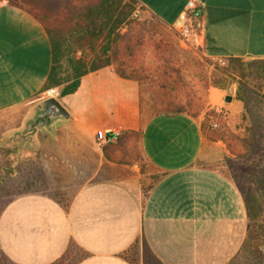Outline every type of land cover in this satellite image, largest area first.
Instances as JSON below:
<instances>
[{
  "label": "crops",
  "instance_id": "crops-1",
  "mask_svg": "<svg viewBox=\"0 0 264 264\" xmlns=\"http://www.w3.org/2000/svg\"><path fill=\"white\" fill-rule=\"evenodd\" d=\"M137 1L170 28L186 19L188 0ZM200 5L205 26L195 43L205 56L264 59V0ZM52 61L45 23L0 0V111H25L31 121L45 97ZM238 88L236 81L231 87L211 84L208 104L242 112ZM142 97L141 81L122 75L115 64L86 73L75 92L61 95L72 117L51 125L69 122L99 155V166L67 203L29 191L5 205L0 246L11 262L59 264L76 246L82 256L74 264H239L249 218L238 185L218 165L230 155L227 144L207 134L202 114L150 113ZM114 131L121 132L119 140L140 133L146 169L98 140ZM101 165L108 169L100 172ZM133 247L136 261L127 256Z\"/></svg>",
  "mask_w": 264,
  "mask_h": 264
},
{
  "label": "rangeland",
  "instance_id": "rangeland-1",
  "mask_svg": "<svg viewBox=\"0 0 264 264\" xmlns=\"http://www.w3.org/2000/svg\"><path fill=\"white\" fill-rule=\"evenodd\" d=\"M10 1L32 9L46 23L60 27L66 37L60 51L61 74H70L69 56L82 55V49H77L74 38H70L77 20L73 16L78 12L74 6L85 1ZM120 29L124 30L123 34L113 44L114 64L139 77L145 109L150 113L162 112L167 110V103L191 100L197 103L195 107H200L198 115H203L206 132L217 130L227 140L224 141L230 155L218 165L242 192L251 227V235L240 251L239 264H264V244L259 248L260 241L254 239L256 230L264 234V59H250L245 65L247 75L241 77L239 68L243 64L225 59L214 61L205 56L201 45L184 43L177 29L165 26L137 0ZM217 62L230 72L213 71ZM215 79L229 87L235 81L239 87L242 79L241 93L247 100L242 112L236 113L227 106L213 112L214 108L208 104V89ZM110 145L147 168L140 133H130L126 139ZM98 162L99 155L87 139L74 132L69 122L32 129L25 111H0V214L13 197L29 191H43L69 202L78 187L91 179ZM100 168L101 172L108 166ZM137 254L134 247L127 252L133 261ZM81 256V250L72 246L59 264H74ZM0 264H14L1 246Z\"/></svg>",
  "mask_w": 264,
  "mask_h": 264
},
{
  "label": "trees",
  "instance_id": "trees-1",
  "mask_svg": "<svg viewBox=\"0 0 264 264\" xmlns=\"http://www.w3.org/2000/svg\"><path fill=\"white\" fill-rule=\"evenodd\" d=\"M10 1V0H9ZM85 2L79 6H74V11H78L73 14L77 18L74 25H72V31L70 38L73 37L77 45V49H82V55H70L68 60L71 65V72L68 75H62L63 71L61 68V49L66 41V37L61 33L60 27L52 26L44 21L40 15L35 13L32 9L26 8L34 14H36L46 25L53 49V61L52 67L48 76L47 88L52 86H58L61 90V95H67L75 92L81 84V79L86 73L99 69L103 66L114 64L116 54H113V44L118 38L123 34V29H120L122 24L127 19L130 12L134 9L136 0H84ZM11 2V1H10ZM23 7V6H22ZM73 11V9L71 10ZM134 56V52H132ZM134 60L136 57H132ZM226 61L238 62L243 64L240 71L242 74L240 76L247 75L246 69L247 63L250 59H243L240 57L226 58ZM229 65V64H228ZM117 70L124 76L139 78L135 73L128 72L126 69L117 67ZM138 68V67H137ZM134 71L137 69L132 67ZM215 70H221L225 72L226 67L220 65V63L215 64ZM230 72L229 70H227ZM226 71V72H227ZM240 86L238 88V96L247 102L246 98L241 93L243 81L239 80ZM209 84L223 85L220 79L212 80ZM197 103L189 100L187 103L178 102L177 104L167 103V112H184L187 111L194 116L199 114L200 107H195ZM195 107V109H194ZM194 110H193V109ZM213 112L218 113L215 109ZM139 133V132H136ZM207 134L213 139H223L227 142L225 138H222L217 130L207 131ZM122 134H120L119 139ZM118 139V140H119ZM246 146L248 145L247 139ZM117 142V141H116ZM113 142L106 143V146ZM230 147H233L229 145ZM245 146V147H246ZM107 148V147H106ZM247 151V150H246ZM107 152V151H106ZM108 153V152H107ZM109 154V153H108ZM247 155V152L245 153ZM248 208L250 211L252 208L248 203ZM253 231V230H252ZM256 235L254 239L260 241L258 246L262 247L264 244V234L256 230ZM251 235V227L248 229V237ZM260 252L263 253L260 249ZM264 255V254H263Z\"/></svg>",
  "mask_w": 264,
  "mask_h": 264
},
{
  "label": "built area",
  "instance_id": "built-area-1",
  "mask_svg": "<svg viewBox=\"0 0 264 264\" xmlns=\"http://www.w3.org/2000/svg\"><path fill=\"white\" fill-rule=\"evenodd\" d=\"M200 2L201 0H188L186 6V19L176 28L181 40L189 45L195 43L205 26ZM44 95H55L61 97V90L58 86H52L45 90ZM215 125H218V123L215 122ZM120 134L121 132L118 131L105 132L98 136V140L103 144L116 142L118 141Z\"/></svg>",
  "mask_w": 264,
  "mask_h": 264
},
{
  "label": "water",
  "instance_id": "water-1",
  "mask_svg": "<svg viewBox=\"0 0 264 264\" xmlns=\"http://www.w3.org/2000/svg\"><path fill=\"white\" fill-rule=\"evenodd\" d=\"M233 95L226 96L227 101H232ZM38 112L36 116L29 121L32 129L38 125L50 126L58 118H70L72 113L61 101L60 97L55 95L45 96L37 105Z\"/></svg>",
  "mask_w": 264,
  "mask_h": 264
},
{
  "label": "flooded vegetation",
  "instance_id": "flooded-vegetation-1",
  "mask_svg": "<svg viewBox=\"0 0 264 264\" xmlns=\"http://www.w3.org/2000/svg\"><path fill=\"white\" fill-rule=\"evenodd\" d=\"M31 128V127H30Z\"/></svg>",
  "mask_w": 264,
  "mask_h": 264
}]
</instances>
